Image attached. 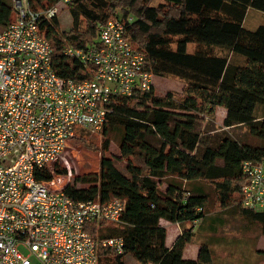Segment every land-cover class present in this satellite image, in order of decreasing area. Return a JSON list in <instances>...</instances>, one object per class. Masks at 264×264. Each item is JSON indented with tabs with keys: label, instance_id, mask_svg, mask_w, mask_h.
Here are the masks:
<instances>
[{
	"label": "trees",
	"instance_id": "16d2710c",
	"mask_svg": "<svg viewBox=\"0 0 264 264\" xmlns=\"http://www.w3.org/2000/svg\"><path fill=\"white\" fill-rule=\"evenodd\" d=\"M151 1L71 0L73 25L69 30L60 29L57 15L40 21V30L53 49L52 65L62 76L91 78L87 67L64 53L65 44L84 47L96 43L99 22L132 15L127 37L144 52L146 69L156 76H175L186 83L180 98L171 92L159 96L154 85L131 96L112 98L114 112L101 130L102 152L109 149V134L117 125L123 128V157L139 154V145L150 137L159 143L158 152L145 159L147 170L129 158V175L110 169L112 160L103 154L100 170L76 177L66 192L74 200L95 199L98 195L103 200H124L120 222L99 221L87 227L99 239L98 264H125L128 253L142 264L152 257L158 264H213L207 243L201 244L197 258H187L177 247H168L167 228L160 220L181 224L183 233L178 243L190 242L195 232L185 225L205 219L209 196L203 185L208 182L215 189L220 208L236 203L244 217L260 222L264 233V211L241 206V191L248 182L242 162L264 161V112L258 113V108L264 107V93L238 85L241 66L231 62L229 56H245L244 69L264 77V25L254 29L245 26L249 9L264 12V0H162L158 5ZM57 2L29 0L37 10L49 9ZM12 12L11 0H0V30L8 25ZM189 43H197V47L189 51ZM216 47L224 51L218 53ZM218 107L226 109L225 127L245 125L260 143L243 142L228 134L217 141L211 136L204 139L199 130L200 114H213ZM169 176L177 180L162 190L161 181ZM38 177L50 178L51 174L42 170ZM108 237H121L124 252H114L102 244Z\"/></svg>",
	"mask_w": 264,
	"mask_h": 264
},
{
	"label": "built area",
	"instance_id": "2783aa9c",
	"mask_svg": "<svg viewBox=\"0 0 264 264\" xmlns=\"http://www.w3.org/2000/svg\"><path fill=\"white\" fill-rule=\"evenodd\" d=\"M11 2L9 23L0 30V264H98L99 239L87 227L120 222L125 203L120 197L74 200L67 194L82 176L70 141L77 126L102 130L114 112L112 98L150 90L156 75L127 37L132 15L99 22L96 43L63 46L91 78L58 74L40 21L71 0L45 10L33 9L29 0ZM241 167L248 177L241 206L264 211V161L246 159ZM42 170L51 177L40 179ZM101 242L124 252L121 237Z\"/></svg>",
	"mask_w": 264,
	"mask_h": 264
},
{
	"label": "rangeland",
	"instance_id": "374dc122",
	"mask_svg": "<svg viewBox=\"0 0 264 264\" xmlns=\"http://www.w3.org/2000/svg\"><path fill=\"white\" fill-rule=\"evenodd\" d=\"M162 0H152L153 5H158ZM70 3L59 4L57 16L60 20V29L69 30L72 27L73 18L70 13ZM81 25H84V20H81ZM260 24L264 25V12L257 9H250L245 19V26L249 29H254ZM197 47V43H189L188 50L193 51ZM216 52L221 53L223 49L216 47ZM230 61L240 65V70L237 73V83L241 86H248L260 93H264V77L252 75L244 69L245 56L241 54L229 53ZM262 82H261V81ZM154 86L156 94L166 96L168 93H173L174 97L180 98L184 96L185 81L175 76H156L154 78ZM264 107L258 108V113L263 114ZM200 132L205 139L211 136V139L217 141L220 137L226 134L252 144H259L260 140L250 135L245 125H239L227 128L223 125V120L220 119L219 113L216 111L213 114H200ZM123 135L121 126H114L109 134L110 145L109 149L104 154L102 152V143L104 137L102 131H93L90 129H81V126L76 127V135L70 141V147H76V153L73 155V165L77 171L85 176L91 172L100 170L101 159L105 157L112 160L110 169L117 168L124 174L129 175L127 169L128 159L142 166L147 170L145 159L153 157L158 152L159 143L153 137H150L146 142L139 145L140 153L131 156L123 157L120 145ZM77 154V155H76ZM83 168V169H82ZM76 171V172H77ZM75 174V170L73 169ZM76 176V175H75ZM80 175V177H82ZM74 179V178H73ZM172 180H177L173 176L164 178L161 181L160 188L167 189ZM204 191L208 193L209 203L207 206V215L204 220L197 223H187L186 228H193L194 236L191 243H181V249L186 248L187 255H195V249L202 243H207L212 251L213 264H264V233L262 232L261 224L257 220H252L244 217L236 203H233L227 208H220L217 194L212 184L206 182L203 185ZM169 221L165 224L168 225ZM183 233V226L177 225V229ZM172 235V230L170 228ZM178 233V232H177ZM125 264H142L131 254L125 256ZM147 264H158V259L152 257Z\"/></svg>",
	"mask_w": 264,
	"mask_h": 264
},
{
	"label": "crops",
	"instance_id": "0c3cea01",
	"mask_svg": "<svg viewBox=\"0 0 264 264\" xmlns=\"http://www.w3.org/2000/svg\"><path fill=\"white\" fill-rule=\"evenodd\" d=\"M252 9V8H251ZM250 10V9H249ZM258 10V9H257ZM261 11V10H260ZM263 12V11H262ZM248 14V13H247ZM247 17V16H246ZM219 113V117L221 120H224L225 118V115H226V109L224 107H218L216 109V113ZM168 187V186H167ZM166 221H169L168 222V225L165 224ZM160 223L163 224L166 228H167V237H166V244L168 247H177L178 249H180L182 252H183V255L187 258H197L198 255H199V250H200V247H201V244L198 245V248L195 249L196 251V254L195 255H187L186 254V248H182L179 247L181 245V243H178V239L179 237L181 236V233H180V228H179V231L177 229V225H179L178 222L174 221V220H167V219H161L160 220ZM170 228L172 230V235L170 233ZM178 232V233H177ZM193 240V238H192ZM192 240L188 243H191Z\"/></svg>",
	"mask_w": 264,
	"mask_h": 264
}]
</instances>
